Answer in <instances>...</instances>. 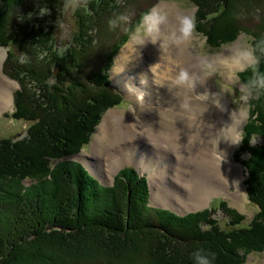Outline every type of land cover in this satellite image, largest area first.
I'll use <instances>...</instances> for the list:
<instances>
[{"label":"trees","instance_id":"trees-1","mask_svg":"<svg viewBox=\"0 0 264 264\" xmlns=\"http://www.w3.org/2000/svg\"><path fill=\"white\" fill-rule=\"evenodd\" d=\"M74 1L0 0V46L7 51L3 71L18 83L9 116L27 123L21 136L0 138V259L194 264L192 253L200 249L212 254V264H244L247 254L264 252V90L247 96L239 143L238 155H247L246 197L256 208L247 226L241 225L244 215L223 199L178 215L148 205L146 177L133 167H124L113 185L105 186L66 158L88 144L103 113L123 101L109 86L113 57L140 15L160 0H88L74 11L72 39L58 46L55 22L46 13L55 17ZM187 1L196 6L195 30L211 47L243 32L253 48L264 49V0ZM121 15L128 21L110 28L108 21ZM244 15L253 22L244 24ZM84 50L92 51L86 64ZM256 56V71L264 74V52L257 50ZM253 75L251 69L238 72L247 90ZM217 210L228 216L226 227L214 218Z\"/></svg>","mask_w":264,"mask_h":264},{"label":"rangeland","instance_id":"rangeland-1","mask_svg":"<svg viewBox=\"0 0 264 264\" xmlns=\"http://www.w3.org/2000/svg\"><path fill=\"white\" fill-rule=\"evenodd\" d=\"M87 1L88 0H76L68 4L66 3L62 8V10L55 17H51L49 13H46L48 15V18L53 19L55 22L56 28L54 33V39L57 42L58 46H63L72 39L73 33L77 30V22L74 11L78 6L81 5L85 6L87 4ZM155 5H158L160 8H162L167 13L168 18H174L179 14L194 17L196 11V6H194L191 2L187 0H160ZM167 7H170L169 10L166 9ZM40 12L44 13L43 10H41ZM242 17L244 18L243 19L244 24H249L250 21L254 19L249 15H244ZM240 34L241 33H239L238 36ZM238 36L232 42L225 43L221 45L219 48H213L205 42L206 38L201 34L200 31L199 32L196 31L194 26V36L192 41L190 42V45L193 46L194 57L198 59L199 65L201 66L200 68L203 70V72L213 73L211 75L212 76L211 84L216 89V91H219L221 93V95L224 94L223 100H226V102L234 109L236 108V106H240L246 110L245 113L247 115L244 116V123L240 131V138H241L243 126L246 123L248 117V112H247L248 107L246 105V101L249 92L244 87L243 83L238 77V72L242 71L243 69H239L236 71L233 70V72L229 73V71L225 69L224 66L222 65L223 57L228 56L231 52V49L230 48L226 49V47L231 46L233 42L237 40ZM96 41L97 40H94V43ZM248 43L251 45L250 39L248 40ZM125 46H126V42L119 48L118 52L114 55L113 64L108 71V75H109L108 78L110 79L109 82H111L114 86L118 88V90L116 91L122 97H126V98H123V101L119 105L111 107L103 113L99 123L95 127V130L90 137L89 143L84 145V147L82 148L83 151L76 158L82 161L86 165V167L90 170V172L96 177H98L105 186H112L114 177L115 176L117 177V173L126 166L133 165V167L135 166L138 170L140 169L141 171L139 170V172H141L142 176L146 177L145 181L148 187L147 199H148V205L151 207L168 209L170 212L183 215L186 212H193L203 207L215 206L217 204V201H215L216 199H223L226 201L229 207L234 208L240 214L242 213L244 215V219L241 225L247 226L250 220L252 219L256 211V208L248 201L246 197L245 179L247 176V166H245L244 163L246 162L245 158L247 157V155H243L242 152L239 153L238 155V152L240 150L239 144L235 145V147L232 149L231 152L233 162L234 163L240 162L239 164L242 163L241 183H243L244 186V194L243 193L239 194L240 199L238 205L233 204L232 202L233 199L231 197L232 195L231 193H235L236 188L228 185V183L226 184L224 183L223 187L226 190L223 189L221 192L218 191V192H214L213 194H208L207 197H202V199L196 201L194 204L196 206L191 207V206H187V204H190L192 200L197 199L194 196H196L197 193H199V191H201L205 185L211 186V182L215 183V180L211 177L210 174L206 172V170L202 165L196 162L188 161L187 159H183V160L179 159L177 158L174 151L167 145L162 143H158V145H155L154 141L152 143H148L146 138L145 139L125 138L124 141L116 142L117 139L110 140L111 139L109 138L110 136H108L107 138L100 136L98 132V128L100 127L101 123L103 122L104 118L109 112H111V114L108 116V118L111 120L113 114L116 116L118 115L120 117H124L125 115L128 114L131 116L132 115L137 116L138 115L137 110L140 111L139 107L137 108V106H142V108L146 107L145 101H141L142 99L145 100L147 99V95L144 92V89L141 90V92L139 91L137 93L139 97L141 96L143 97L140 98L139 100H136V102H140L139 105L137 106L135 105V101H134V98L136 99L135 94L132 93L125 94L123 92L124 84L125 83L127 84V82L132 84L133 86L135 85L137 86L143 83H148L144 80L143 77L137 78L136 76H134L136 75L137 72L136 73L133 72L129 67L136 64H129L126 66L125 62L127 60L120 62V67H122L123 65L124 66H123V70L120 73H118V75L121 76L122 80L126 82L122 84L121 90L114 83L113 77L116 72L115 69L116 67L115 64L117 63L116 58L119 54L122 53V49ZM3 48L5 49V47ZM101 48L102 47H99V49ZM141 49H143V47ZM91 54H92L91 50H84L81 52V58L84 60V63L90 58ZM203 56H204V60L207 63H205L202 59H200V57ZM3 60H4V55L2 60L0 61L1 70L6 77H8L9 79L15 82V85L6 84V89L8 90V92L10 91V101L4 107L3 105H5V102H3L2 108H0V138H4V137L14 138L17 136H21L23 133H25L27 123L20 120H12L11 117L9 116L13 109V102H12L13 92L15 91V89L18 88V83L16 82V80H14L13 78L9 77L4 73L3 64H2ZM179 67L181 68V66ZM87 69H85L84 71L85 72L88 71ZM187 69L189 70V68ZM142 70L145 76L147 75L146 77H148L151 81L150 83L147 84L149 89V93L147 92L148 97L150 96L149 98L152 99L154 96L153 94L155 92L157 96L159 95V97L166 99L169 93L167 94L164 93L162 96H160V94L157 91V87L161 90L165 89V87L157 86V85H162L158 79L157 73L153 70L154 72L152 71L153 74L152 75L149 72V69L146 70L145 67H142ZM1 82H5V80L2 77H0V83ZM130 88L132 89L133 87ZM134 93H136L135 90ZM151 112L152 109L150 108H146L143 111V113L146 115L148 114L150 115ZM156 119L150 118V122L145 123V125L154 127L153 128L154 132L155 131L160 132L161 131L160 123ZM136 120L138 121H136L135 123L123 118L122 121L125 123V125H122V130L120 126L117 125L116 129L119 130L118 134H121L122 136L123 134L129 132L140 134V129H141L140 122L142 118L137 117ZM168 127L169 128L164 127L163 130H169L171 128V126ZM178 128L182 130L185 134L188 133L186 127L179 126ZM117 138H119V136ZM253 141L261 142L259 138H255ZM164 147L166 148L165 151H164ZM122 148H125L127 150H123ZM142 166H144V168H142ZM161 201H165V202H161ZM139 206L140 204L136 205L135 207L133 206V208H137L138 210ZM214 218H216L222 226L226 227L225 224L228 221V216L224 212L217 210L214 213ZM152 219H157V218L154 217V215H152ZM107 242L108 241L106 242L102 241L101 243H107ZM108 243H110L112 247H114V245L123 246L122 244H114L112 242H108ZM141 259L147 260L146 257L143 255L141 256ZM15 260H17V258L14 259L11 256V258L9 257L7 258V260L5 258H1L0 262L1 264H8ZM244 264H264V252H251L247 254Z\"/></svg>","mask_w":264,"mask_h":264},{"label":"bare ground","instance_id":"bare-ground-1","mask_svg":"<svg viewBox=\"0 0 264 264\" xmlns=\"http://www.w3.org/2000/svg\"><path fill=\"white\" fill-rule=\"evenodd\" d=\"M170 7L166 9L169 10ZM170 13V12H169ZM181 15V14H179ZM173 18H169V24L162 26L161 29V40L160 43L157 44H148L145 43L141 49V46H136L138 51V56L134 53L132 56V49L130 46H125L122 49V53L119 54L116 58L117 63L115 64L116 72L114 74V83L121 90V86L126 81L122 80L121 76L118 75L120 73V62L128 60L125 64L126 66L129 64H136L130 66L129 68L133 72H137V78H144V80L150 83V79L145 76L143 73L142 67H145L146 70L149 69V66L156 63L158 61L159 67H153L157 75L158 79L162 85H165V89L161 90L157 87V91L162 96L164 93L167 94V98L163 99L157 96L154 92L153 98H149L147 92L149 93V89L147 84L143 83L140 85L133 86L132 84L125 83L123 92L135 94L136 99L134 98L135 105H139L140 102H136L142 96H138V92L144 89V92L147 95V99H142L141 101H145L146 107H139L140 111H138V115H125L124 117L116 116L113 114L112 119L110 120L108 116L111 114L109 112L98 128V132L100 136L107 138H111L110 140L124 141L125 138L135 139V138H143L147 140L148 143H152L154 141L155 145L158 143H162L170 147L177 158L179 159H187L191 162L199 163L204 167L206 172L211 175V177L215 180V183L211 182V186L205 185L199 193H197L196 200H192L190 204L187 206L194 207L196 205L195 202L202 197H207L208 194H213L214 192H221L223 189V184L228 183V185L236 188L235 193H231L232 202L234 205H238L240 193L244 194V186L241 183L242 180V168L241 164L234 163L232 160V149L235 145H230L225 141H218L216 144V139L213 138V132L221 126V122H227L228 120V110H235L232 108L226 100L222 99V102L225 105L226 111L222 114L219 113L216 109L209 106L207 111L202 113L203 108L196 101H189L186 97L185 93L181 89L174 88L171 79L175 76L176 72L179 70V66L184 68H189V71L195 72L197 75L201 72V66L199 65V61L194 57L193 46H181L175 47L171 46L168 43V32L169 25ZM159 44V46H158ZM159 47V48H158ZM141 49V50H140ZM4 55V51L0 48V61L2 60ZM121 58V59H120ZM159 59V60H158ZM146 64V66H145ZM124 66V65H123ZM140 66V67H139ZM141 70V71H140ZM131 71V72H132ZM153 71V72H154ZM153 75V74H152ZM0 77H2L5 82H1L0 85V108H2V103L5 102V105L10 101V91L6 89V84L15 85V82L6 77L1 70V62H0ZM132 79V78H130ZM140 81V80H139ZM212 76L206 78L205 86L209 89L210 92H216V89L211 84ZM136 83V82H135ZM130 87H133L132 89ZM134 90L136 93H134ZM202 89H197V91H201ZM14 102V101H12ZM138 103V104H137ZM190 104L189 107H185V104ZM146 108L152 109L151 114L146 115L143 111ZM147 113V112H146ZM247 115L246 113L244 116ZM138 118H142L141 120V129L140 134L136 133H125L123 136L117 130V125L120 126L122 130V125L125 123L122 121L123 118L126 120H130L132 122L138 121ZM157 117V119H156ZM150 118L156 119L160 123L161 131H153L154 127H150L149 125H145V123L150 122ZM114 121V122H111ZM123 123V124H122ZM144 125V126H143ZM169 130H163L164 127L169 128ZM113 126V127H112ZM184 126L187 128L188 133L185 134L178 127ZM242 127V125H241ZM134 130V129H133ZM139 132V131H138ZM119 136V138H117ZM122 136V137H120ZM147 136V137H144ZM126 139V140H127ZM123 150H127L122 148ZM164 147V151H165ZM163 151V152H164ZM161 152V151H160ZM110 159V158H109ZM237 162V161H236ZM144 168V166H142ZM140 170V169H139ZM141 171V170H140ZM197 171V170H196ZM200 174V173H199ZM203 175V173H202ZM205 175V174H204ZM195 178V177H194ZM208 181V180H207ZM196 182V180H195ZM203 182V181H202ZM186 184V183H185ZM226 190V189H225ZM165 202V201H161ZM187 202V201H186ZM184 204V203H183ZM182 204V205H183ZM181 205V206H182Z\"/></svg>","mask_w":264,"mask_h":264},{"label":"clouds","instance_id":"clouds-1","mask_svg":"<svg viewBox=\"0 0 264 264\" xmlns=\"http://www.w3.org/2000/svg\"><path fill=\"white\" fill-rule=\"evenodd\" d=\"M127 21L128 17L121 15L115 19H110L108 25L110 28H115L118 22ZM166 24H169L168 15L158 5H153L143 12L135 26L128 33L126 45L131 47L132 56L134 53L138 56L136 46L142 47L145 43H160L161 29L162 26ZM193 36V17L187 15L175 16L169 25L167 36L169 44L175 47L190 46ZM250 38L251 37L247 34L241 33L231 46L226 47V49L230 48L231 52L228 56L223 57L222 63L229 73L233 72V70L236 71L239 69H251L253 71V78L247 85L249 94H251L252 91L259 93L264 90V74L256 71V52L257 50L264 52V49H261L259 45H257L256 48H253V46L248 43ZM200 59L207 63L204 60V56L200 57ZM153 67H159L158 61L149 66V72L151 74ZM122 70L123 66L120 71ZM212 74V72L205 73L201 69L200 74L197 75L195 72H191L187 68L181 67L171 79L174 88L183 90L189 101L194 100L202 106L203 110L200 115L207 111L209 106L222 114L226 111L225 105L222 102L224 94L221 95L219 91L210 92L205 86L206 78ZM157 86L164 87L165 85ZM197 89L202 90L197 91ZM189 106L190 104H185V107ZM245 111L246 110L240 106H236L235 110H228L227 122H221V126L213 132V138L216 139V144L218 141H225L230 145H238L241 142L240 131L242 128L241 125L244 123ZM212 258V254L205 253L200 249H197L192 253L194 264H212Z\"/></svg>","mask_w":264,"mask_h":264},{"label":"water","instance_id":"water-1","mask_svg":"<svg viewBox=\"0 0 264 264\" xmlns=\"http://www.w3.org/2000/svg\"><path fill=\"white\" fill-rule=\"evenodd\" d=\"M6 55H7V51L5 50L4 51V59H5ZM109 86L112 87V88H114L115 90H118V88L116 86H114L111 82H109ZM123 98H126V97H123Z\"/></svg>","mask_w":264,"mask_h":264}]
</instances>
